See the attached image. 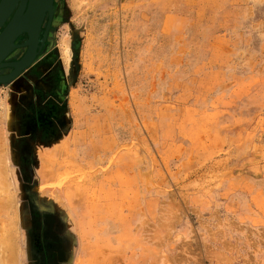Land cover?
Returning <instances> with one entry per match:
<instances>
[{
	"label": "rangeland",
	"instance_id": "obj_1",
	"mask_svg": "<svg viewBox=\"0 0 264 264\" xmlns=\"http://www.w3.org/2000/svg\"><path fill=\"white\" fill-rule=\"evenodd\" d=\"M55 12L0 83V264H264V0Z\"/></svg>",
	"mask_w": 264,
	"mask_h": 264
},
{
	"label": "water",
	"instance_id": "obj_2",
	"mask_svg": "<svg viewBox=\"0 0 264 264\" xmlns=\"http://www.w3.org/2000/svg\"><path fill=\"white\" fill-rule=\"evenodd\" d=\"M54 0H1L0 1V28L4 27L0 32V68L11 66L13 70L6 74L0 75V83H8L15 79L25 68L30 66L38 54V48L46 39L48 28L54 13ZM17 8V9H16ZM16 9V10H15ZM15 10L14 15L10 18ZM48 12L50 21L45 31V36L40 41V29ZM10 18V20H9ZM8 21L7 24L5 22ZM26 32L29 35L28 40L22 43L27 46L25 54L17 61L4 62L3 60L18 45L15 43L16 38ZM78 34L74 33L72 42L73 64H76L77 48L76 40Z\"/></svg>",
	"mask_w": 264,
	"mask_h": 264
},
{
	"label": "flooded vegetation",
	"instance_id": "obj_3",
	"mask_svg": "<svg viewBox=\"0 0 264 264\" xmlns=\"http://www.w3.org/2000/svg\"><path fill=\"white\" fill-rule=\"evenodd\" d=\"M1 1V0H0ZM54 3V8L56 10V0L53 1ZM17 9V8H16ZM15 9V10H16ZM15 10L13 11V13L11 14L10 18L14 15L15 13ZM54 10V13H53V17L51 19V22H50V27L48 28V32L46 34V39L42 45V48H38V54L35 58V60L41 56V54H43V52L45 51V49L47 48V45L49 44V38H50V34H51V29L53 27V23L55 21V17H56V12ZM9 18V20H10ZM50 21V17H49V14L48 12H46V15H45V18L43 20V23L41 25V29H40V36H39V39L40 41L42 40V38L45 36V31L47 29V26H48V23ZM8 21L5 22V24H7ZM4 27H1L0 28V32L3 30ZM29 38V35L26 33V32H23L21 35H19L16 40H15V43L18 45L16 48H14L10 53L9 55L3 60L4 62H13V61H17L19 60L24 54L25 52L27 51V46H22L21 44L24 43L26 40H28ZM35 60L33 62H35ZM29 67V66H28ZM27 67V68H28ZM13 70V67L11 66H6V67H3V68H0V75H6L8 73H10L11 71ZM23 72V71H22Z\"/></svg>",
	"mask_w": 264,
	"mask_h": 264
},
{
	"label": "bare ground",
	"instance_id": "obj_4",
	"mask_svg": "<svg viewBox=\"0 0 264 264\" xmlns=\"http://www.w3.org/2000/svg\"><path fill=\"white\" fill-rule=\"evenodd\" d=\"M62 41H63V43H62V48H65V46H66V40L63 39ZM1 171H2V173H3V170H1ZM3 176H4V175H3ZM4 185H5V183H4ZM4 185H3V186H4ZM3 186H0V189H1V187H3ZM5 187H6V186H5ZM4 189H5V188H4ZM1 191H2V190H1ZM4 196H5V195H4ZM6 196H7V195H6ZM2 197H3V196H1L0 198H2ZM13 199H14V198H13ZM9 201H10V200H9ZM11 204H12V203H11ZM3 205H4V204H3ZM7 206H8V205H7ZM2 220H3V219H2ZM7 220H8V219H7ZM2 223H3V222H2ZM0 225H1V224H0ZM13 225H14V224H13ZM13 225H12V226H13ZM8 226H9V224H8ZM0 227H1V226H0ZM3 227H4V226H3ZM6 227H7V226H6ZM7 228H8V227H7ZM2 230H3V229H2ZM8 232H9V231H8ZM8 232H7V233H8ZM13 232H14V231H13ZM1 233H2V232H1ZM1 233H0V234H1ZM4 233H5V232H4V230H3V234H4ZM12 234H13V233H12ZM12 234H11V235H12ZM5 235H6V234H5ZM9 236H10V235H9ZM5 237H6V236H4V235L1 236V237H0V241H2ZM5 240H6V239H5ZM3 242H4V241H3ZM0 243H1V242H0ZM14 243H15V242H14ZM11 245H12V244H11ZM1 246H2V245H1ZM6 246H7V245H6ZM13 246H14V245H13ZM2 247H3V246H2ZM9 247H10V246H9ZM4 248H5V246H4ZM4 248H3V249H4ZM5 249H6V248H5ZM5 249H4V250H5ZM0 250H1V248H0ZM1 252H3V250H2ZM4 252H5V251H4ZM9 253H10V252H9ZM6 255H7V254H6ZM9 255H10V254H9ZM0 257L2 258V256H0ZM6 257H7V256H6ZM13 257H14V256H13ZM4 258H5V257H4ZM4 258H3V259H4ZM14 258H15V257H14ZM3 259H2V260H3ZM10 260H11V259H10ZM14 260H16V259H14ZM6 261H7V260H6ZM6 261H5V262H6ZM11 262H13V261H11ZM15 262H16V261H15ZM9 263H10V262H9ZM5 264H7V263H5Z\"/></svg>",
	"mask_w": 264,
	"mask_h": 264
}]
</instances>
